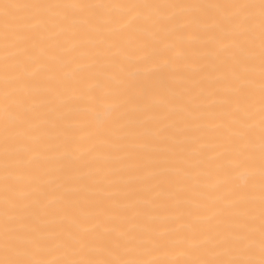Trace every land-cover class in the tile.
I'll list each match as a JSON object with an SVG mask.
<instances>
[{
  "label": "bare ground",
  "instance_id": "obj_1",
  "mask_svg": "<svg viewBox=\"0 0 264 264\" xmlns=\"http://www.w3.org/2000/svg\"><path fill=\"white\" fill-rule=\"evenodd\" d=\"M0 264H264V0H0Z\"/></svg>",
  "mask_w": 264,
  "mask_h": 264
}]
</instances>
